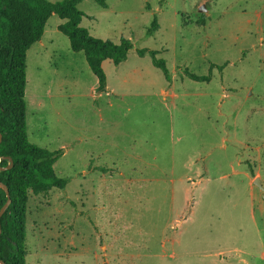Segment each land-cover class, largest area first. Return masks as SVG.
<instances>
[{
    "label": "rangeland",
    "instance_id": "1",
    "mask_svg": "<svg viewBox=\"0 0 264 264\" xmlns=\"http://www.w3.org/2000/svg\"><path fill=\"white\" fill-rule=\"evenodd\" d=\"M104 1L82 27L132 46L104 93L57 16L26 52L28 141L66 180L30 199L26 264H264V0Z\"/></svg>",
    "mask_w": 264,
    "mask_h": 264
},
{
    "label": "trees",
    "instance_id": "2",
    "mask_svg": "<svg viewBox=\"0 0 264 264\" xmlns=\"http://www.w3.org/2000/svg\"><path fill=\"white\" fill-rule=\"evenodd\" d=\"M102 8L104 0H93ZM80 0H0V183L9 192L10 204L0 218V261L4 264H26V220L32 196H40L53 189L62 190L66 180L57 177L54 164L60 156L28 141L26 125V52L42 38L48 19L55 15L63 23L57 30L69 42L73 53H83L85 61L97 80V93L106 91V75L102 63L111 61L118 66L127 59L132 48L127 39L118 44L94 38L82 27L84 14L78 9ZM202 24V19L199 22ZM198 25L200 26V24ZM158 29L154 19L147 31L151 35ZM140 57L149 55L152 65L161 70L166 81L169 71L163 60L156 58L157 51L140 49ZM210 66V71L213 69ZM195 82L208 83L207 76H197L184 71ZM7 196L0 189V209Z\"/></svg>",
    "mask_w": 264,
    "mask_h": 264
},
{
    "label": "water",
    "instance_id": "3",
    "mask_svg": "<svg viewBox=\"0 0 264 264\" xmlns=\"http://www.w3.org/2000/svg\"><path fill=\"white\" fill-rule=\"evenodd\" d=\"M200 12H201V13H204V12H205V9H204V8H201V9H200ZM0 142H1V135H0ZM8 161H9L8 166H6L5 168H1V167H0V171H2V170H9V169L12 168V159H11V158H8ZM254 184H255L256 186H258V187L261 189V191L263 192V198H264V188H262V186H261V184H260V182H259V178H255V180H254ZM0 189H2V190L5 192L6 196H7V201H6V203H5V204L2 206V208L0 209V218H1V216L3 215V213L5 212V210L7 209V207H8L9 204H10V196H9L8 189H7V187H6L4 184L0 183ZM0 234H1V226H0ZM0 264H4V263H2V262L0 261Z\"/></svg>",
    "mask_w": 264,
    "mask_h": 264
},
{
    "label": "crops",
    "instance_id": "4",
    "mask_svg": "<svg viewBox=\"0 0 264 264\" xmlns=\"http://www.w3.org/2000/svg\"><path fill=\"white\" fill-rule=\"evenodd\" d=\"M37 43H40V45H41V39H40V41L37 42ZM253 182H254V181H253ZM260 255H261V258L264 259V250H261V251H260Z\"/></svg>",
    "mask_w": 264,
    "mask_h": 264
}]
</instances>
